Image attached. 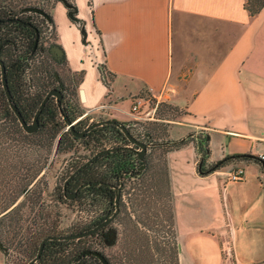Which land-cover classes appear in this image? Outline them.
<instances>
[{"label":"crops","instance_id":"obj_1","mask_svg":"<svg viewBox=\"0 0 264 264\" xmlns=\"http://www.w3.org/2000/svg\"><path fill=\"white\" fill-rule=\"evenodd\" d=\"M71 1L84 32L57 1L49 8L48 52L72 73L80 71L82 108L112 103L107 110L122 122L138 91L179 95L168 98L179 108L175 119L152 141L162 154L158 179L169 201L176 263L264 264V166L239 161L243 176L227 182L234 163L199 174L190 139L166 148L192 131L203 135L206 165L264 145V5L249 17L243 0ZM205 23L217 26L210 30L214 42L204 36ZM99 63L111 73L108 92Z\"/></svg>","mask_w":264,"mask_h":264},{"label":"rangeland","instance_id":"obj_2","mask_svg":"<svg viewBox=\"0 0 264 264\" xmlns=\"http://www.w3.org/2000/svg\"><path fill=\"white\" fill-rule=\"evenodd\" d=\"M9 2L15 6L43 3L46 8L56 3L55 0ZM215 27L217 28L214 23L204 24V36H210V41H213L212 37L216 38V34L210 31H215ZM174 41L176 45L177 35ZM204 55L205 53L203 57ZM47 58L52 61L48 55ZM62 68L64 69L63 66ZM57 69L66 81L70 80L71 75L72 84L80 78V71L72 74L59 66ZM175 83L176 87H180L184 81L177 76ZM175 96H179L176 91L161 92L159 97L163 98L164 105L168 107L165 110L153 109L150 113L152 118L175 119L179 108L169 100ZM78 103L80 112L74 119L80 115L81 118L75 122L76 130H81L91 122L114 118L108 110L103 113L99 110L86 111L80 100ZM148 108L150 106L145 104L140 112L149 110ZM167 123L162 119L140 120L136 126L143 127L150 134V139L155 141L164 133ZM65 127L64 124L62 130ZM46 137V132L27 135L23 130H17L16 123L11 118L0 117V249L4 264H28L35 253L31 246L38 242L40 230L53 227L55 231L65 233L79 219L80 222L88 219V211L97 213L102 208V205L96 204L82 207L68 196L63 198L58 195V188L71 171L70 164L83 162L89 155V150L80 142L67 152L57 151L55 140L52 139L48 144ZM113 144V140L108 139L102 142L100 148ZM90 147L95 146L92 143ZM161 158V150L151 148L146 160L147 171L141 174L137 182L126 183L122 190L120 199L127 203L121 200L120 207L127 223L124 233L118 225L120 234L117 238L121 247L125 245V251H121L120 258L118 248L114 251L120 264H173L170 259V243L163 235L167 229L165 225L169 223V201L158 179L162 167Z\"/></svg>","mask_w":264,"mask_h":264},{"label":"trees","instance_id":"obj_3","mask_svg":"<svg viewBox=\"0 0 264 264\" xmlns=\"http://www.w3.org/2000/svg\"><path fill=\"white\" fill-rule=\"evenodd\" d=\"M9 1L11 0H0V59L5 68L4 73L13 102H15L17 109L26 121H30L48 89H58L61 92V97L57 102L54 97H49L45 101L38 115L37 128L33 132L27 133L17 123L16 115L10 109L2 91L0 80V117L11 118L16 123L17 130H23L27 135L46 132L48 144H50L49 141L54 139L57 151L67 152L74 144L81 142L84 148L89 150V155L85 157L83 162L91 155L100 151L101 154L99 156H95L89 164L85 165L82 170L79 169L73 175V177L80 175V177L87 178L90 184L83 188L82 196L72 200L82 207L96 204L98 206L102 205L100 210L107 209L108 207L113 208L115 206L116 192L105 186V183L112 181L116 187L122 183V187L124 188L126 183L137 182L141 174L147 171V162L141 159L144 162V166L141 169L138 168L141 160L137 159L135 155L134 148L137 147L132 144L128 146L130 142L127 141L115 123L91 122L84 126H89V129L82 137L74 135L69 129L62 130V126L65 124L63 115L73 121L74 117L80 112L77 90L80 78L72 84V76L69 75L70 80L67 78L68 80L66 81L57 69L58 66L63 69V66L65 71H69L63 62L52 59L46 49L39 48L38 38L41 31L40 28L45 21L50 24V30L54 37V28L49 15V8L36 6V4H18L15 6ZM55 1L63 3L68 19L84 32L82 26L78 23L79 19L76 17V7L73 2L71 0ZM263 5L264 0H243L242 2V6L247 11L246 13L249 17L256 14ZM33 8L42 11L43 14L36 12ZM46 54L52 61L47 58ZM46 59L49 63L46 62ZM122 123L130 135L137 139L138 133L135 132L134 128L129 126V120L122 121ZM76 124L74 123V129ZM144 135L143 142L150 152L153 140L150 139V134L146 130H144ZM108 139L113 140L114 144L110 147L100 148L102 142ZM189 139L199 154L196 162V170L199 174H206L217 170L226 162L235 161L236 158L248 160L253 157L245 153L225 155L213 163L204 165L206 155L205 138L203 135H198L193 131L180 140L168 142L166 148H176L189 141ZM92 143L95 146L94 148L90 147ZM83 162L70 164L71 171L66 175V178ZM62 186L63 183L58 188V195L60 197L65 196V193L60 191ZM169 208L167 213L169 223L165 225L167 229L163 232V235L170 243V259L173 264H177ZM90 211H88L89 215ZM85 212L87 213V210ZM89 218L91 217L89 216ZM89 218L83 221L82 224L88 221ZM55 232L57 231L53 227L40 230L38 232L40 236L37 237L38 242L31 246L32 251L37 253L41 239ZM65 233H62V235ZM83 251L85 252L83 245L72 242L70 238H53L44 242L42 252L40 253V261L42 264H101L92 254H85L84 257L78 260V255Z\"/></svg>","mask_w":264,"mask_h":264},{"label":"flooded vegetation","instance_id":"obj_4","mask_svg":"<svg viewBox=\"0 0 264 264\" xmlns=\"http://www.w3.org/2000/svg\"><path fill=\"white\" fill-rule=\"evenodd\" d=\"M48 48H49V45L46 47L47 51H48ZM49 97H54V96H49ZM54 99L57 102V99L55 97H54ZM27 122H29V121H27ZM88 129H89V127H87V128L82 127L81 128V131H83V134L81 135V137L87 132ZM128 146H130V143L128 144ZM137 149L138 148H134V150H137ZM148 150L149 149H147L145 147V153H144L143 157H141V159H144L145 161L147 160L146 157H148V155H149ZM99 152H96L94 155L99 156L101 154V153L99 154ZM135 155H136V153H135ZM91 156H93V155H91ZM90 157H88L83 162V164ZM136 157H137V155H136ZM94 158H95V156H94ZM93 159H91V161ZM141 159H139V160H141ZM90 162L86 163L85 165L89 164ZM140 162H141L142 166L140 164L138 166V168L141 169L144 166V162L142 160ZM85 165H83V166H82V164L79 165L72 172V174L64 180L63 186L60 190L61 192L65 193V196H63L64 198L66 196H68L69 199H78L83 194V188H85L87 185L90 184V181L87 178L80 177V175L73 177V175L76 172H78L79 169L82 170ZM105 186H107L110 190H114L116 192L115 197H116V195H118L117 204L115 201V206L113 208L108 207L107 209L100 210L98 213L94 212L92 214V211H90L89 216L91 218H89L88 221H86L84 224H82V222H80L81 220L79 219V221L76 222V225H74V227L71 228L69 231H67L64 235L77 234V233L81 234V233L86 232L87 230H89L93 227H96L101 222L108 219L107 222H105L99 228L94 229L90 233H87V234L81 235V236L77 235L74 237H68V238H70L71 241L74 243H78L80 245H83L85 252L83 251L81 254L78 255L79 256L78 260L81 259L82 257H84L85 254L86 255H88V254L94 255L90 251H96V252H100L103 254V257L105 258V260L107 261L108 264H120L119 258L121 256V251H125V245H122V247H121V244L118 243L117 237L120 234V232L118 231V225H120L122 227V233H124L123 230L126 229V223H127V221H126L127 219L123 217V213H122V210L120 207V206H122V203H121L122 199H120V198H122V190H124V189L122 187L123 186L122 183H120V186L116 187L112 181H107L105 183ZM123 202L127 203L126 201H123ZM94 217H96V218H94ZM119 219L121 221H119ZM58 234H62V233L55 232L54 234H51V235H58ZM55 239H57V238H55ZM117 248L120 251V255H118L119 258L115 257V256H117V254L114 251ZM42 249H43V247H42ZM37 252H38V250H37ZM41 252H42V250H41ZM35 254H34V256H35ZM40 257L41 256L39 253L38 258H36V260H34L32 264H42L40 261L41 260ZM96 258L98 259V257H96ZM98 261L101 263V261L99 259H98ZM101 264H103V263H101Z\"/></svg>","mask_w":264,"mask_h":264},{"label":"built area","instance_id":"obj_5","mask_svg":"<svg viewBox=\"0 0 264 264\" xmlns=\"http://www.w3.org/2000/svg\"><path fill=\"white\" fill-rule=\"evenodd\" d=\"M42 5H43V3H38L36 6H42ZM78 23L81 25L82 21L79 19ZM50 28H51V26L49 23H47V21H45L41 25V28H40L41 31H40L39 38H38L39 48L46 49V47L54 39ZM97 67H98V72H99L98 73L99 80L107 88V92H108V90L110 89L111 73L100 63L97 65ZM159 94L152 93L150 88H146V89H143L141 91H138L132 97L131 103H130L127 111H126L128 117L130 118L129 119V126L131 128H134L135 132L138 133L137 139H139L141 141H143V139H144V136H145L144 130L145 129L142 127L137 128L136 125L139 124L140 120H148L149 121V120H161L162 119L163 121H167V122L169 121V120H166L163 118H152V116L150 114L151 111H153V109H162V110L164 109L165 110V108L168 107V106L164 105V103H163L164 100H163V98L159 97ZM145 104L150 106V108H148L149 110H144V111L140 112V109L142 107H144ZM112 107H114V105L112 103L104 102V103H101L100 105H98L96 107V109L104 112L107 109L112 108ZM85 114H83V116ZM80 118H81V115L78 116V118L74 119L72 123L74 124ZM65 130H67V126L65 127ZM195 151H196V155L198 158L199 154H198L196 148H195ZM252 156L253 157L251 159L256 160V162H259L264 166V145L260 149H258L256 152H254L252 154ZM239 161H244V159L236 158L235 161H232V163H234L233 166L229 170L226 171L224 177H225V180H227V182L237 181L243 176V167Z\"/></svg>","mask_w":264,"mask_h":264},{"label":"water","instance_id":"obj_6","mask_svg":"<svg viewBox=\"0 0 264 264\" xmlns=\"http://www.w3.org/2000/svg\"><path fill=\"white\" fill-rule=\"evenodd\" d=\"M36 12H39L40 14H43L42 11L36 9V8H33ZM4 65L0 59V80H1V88H2V91L8 101V105L10 107V109L13 111V113L16 115V118H17V122L19 123V125L21 126V128L29 133V132H33L37 126H38V115L41 111V108L43 106V104L45 103V101L47 100V98L49 96H54L57 101H59V98L61 97V92L58 90V89H48L41 101V103L38 105L34 115H33V118L32 120H30L29 122L26 121V119L24 118V116L20 113V111L17 109L16 107V104L15 102H13L12 98H11V94L9 92V89H8V84H7V81H6V77H5V73H4ZM63 119H64V123H65V126H67V129H69L70 131H72V133L76 136H81L83 134V131H76L74 129V124L72 123L73 121L70 120L67 116L63 115ZM100 123H115V125L119 128V130L122 132V134L124 135V137L127 139L128 142H130V144L136 146L138 149L135 150V153L137 155V159H141V157H143L144 153H145V143L142 142L141 140L139 139H136L135 137H133L132 135H130L129 131L126 129V127L123 125L122 122L120 121H117L115 120V118H110V119H104V120H101L99 121ZM89 127V126H87ZM86 127V128H87ZM101 152H99L100 154ZM98 155V154H97ZM94 156L96 155H93L91 156L83 165H85L86 163L90 162L91 159L94 158ZM142 166V164H141ZM80 168V167H79ZM117 200H118V195H116L115 197V201H116V204H117ZM108 219L104 220L103 222H101L99 225H97L96 227H93L89 230H87L86 232H83L81 234H68V235H62V234H58V235H50V236H47V237H43L39 243V247H38V252L35 254V256L30 259L29 263L28 264H32L34 260H36V258H38L39 256V253H41V250H42V247H43V244L44 242H46L47 240L49 239H53V238H62V239H66L68 237H74V236H81V235H85L87 233H90L92 232L94 229H97L99 228L101 225H103L105 222H107ZM91 253H93L96 257H98V259L101 261V263L103 264H108L107 261L105 260V258L103 257V254L100 253V252H96V251H90Z\"/></svg>","mask_w":264,"mask_h":264}]
</instances>
